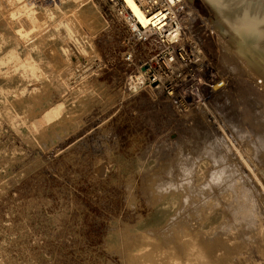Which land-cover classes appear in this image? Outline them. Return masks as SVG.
Wrapping results in <instances>:
<instances>
[{"label":"rangeland","instance_id":"obj_1","mask_svg":"<svg viewBox=\"0 0 264 264\" xmlns=\"http://www.w3.org/2000/svg\"><path fill=\"white\" fill-rule=\"evenodd\" d=\"M93 1L105 29L83 51L68 26L57 27L69 60H47L53 73L47 83L30 82V109L47 94L57 99L87 85L101 91L82 92L75 124L53 140L33 144L0 122V136L8 137L1 142L22 153L0 166V263L140 264L124 248V232L140 243L162 241L158 230L170 223L168 231L195 233L214 264H264V128L243 60L202 0H184L180 32L170 40L122 34L107 0ZM210 141L226 147L234 175L227 189L196 174L204 160L207 170L213 166L203 148ZM169 193L181 200L168 221L144 223ZM215 209L224 216L216 222L229 229L223 237H231L218 247L222 236L204 231L214 223L201 227L202 211L210 217ZM110 230L121 234L115 244Z\"/></svg>","mask_w":264,"mask_h":264},{"label":"bare ground","instance_id":"obj_2","mask_svg":"<svg viewBox=\"0 0 264 264\" xmlns=\"http://www.w3.org/2000/svg\"><path fill=\"white\" fill-rule=\"evenodd\" d=\"M126 3L142 24L146 25L153 21L154 16L148 17L135 0H126ZM15 9L17 10L16 12ZM100 12L96 2L93 0H0L1 123L6 122L16 126L14 129L16 128V131L21 137L26 138L27 141L33 144L40 140V142L53 140L61 135L63 132L62 129H64L65 126L72 127L75 124L76 118H78L76 114L78 110L83 107V100L86 97L82 92L88 90L91 94L98 93L101 91L99 85H87L81 91H70L57 99L55 97L53 98L51 94L44 95L40 105L30 109L32 104H34L32 96L35 94L33 91H29L31 88L30 82H33V84H36L35 82L47 83L53 73L54 68H52V64L55 57L58 58V60L59 58L60 60L62 59V62L69 60L67 49L62 46L65 37H62L57 27L61 24H65L68 26L67 32H69V35L71 33V35L77 37L78 46L81 50L85 51L86 49H91L93 47L94 37L101 33L107 24V20ZM7 14H10L11 17ZM29 22H33V25L31 24L32 26L30 25L29 27H32L31 30L28 29L30 31L24 29L25 26H27L25 24ZM156 24L157 23H154V25ZM10 25L12 29L9 30L10 28H8V30H6L5 28L8 26L10 27ZM168 40H170V38ZM47 45L50 46L48 50L50 49L49 51L52 52L50 53L51 55L48 51L46 53L44 49ZM55 50H58L60 55H56L55 52L57 53V51ZM73 50L78 53L76 47L75 49L73 48ZM26 55V58H33L36 61L33 60L34 62H29V58L25 60ZM51 56L52 58L54 56V58L53 61H49V63L47 60ZM57 63L59 62H56V64ZM166 63H168V61H166ZM29 65H31L32 69L28 67ZM64 69H67V67ZM56 71L57 69L54 73ZM216 85L215 83L214 86ZM31 92L33 95H31ZM255 114L257 115V113ZM255 121L256 118L251 119L252 123ZM2 139L6 140L8 137L0 136V166L4 162H7V160L22 156V153L17 149L11 150L6 147V145L1 142ZM218 145L219 144H216V142L210 141V143L203 146L208 152V155L212 157L214 163L213 166L207 170L208 161H202L196 168V174L198 178L206 175L208 176V184H206V186L212 185L227 189L229 186H233L232 176L234 175L231 174L229 163L226 161V158H224V156H226L224 152L226 147L223 148ZM246 146L249 147V144H246ZM186 160L187 162H185V164L191 161L189 157H187ZM136 166L138 169L140 164H136ZM257 179L258 182L261 181L259 178ZM2 187L3 186L0 185V189ZM262 187H264L263 184ZM180 200V193H169L163 196L160 202L156 204L154 213L146 219L144 223L159 225L168 221L170 214L179 206ZM243 216V220L249 221L250 215ZM207 217L206 210L202 211L201 227L202 229H206L214 223L210 230L204 231H208L206 235L214 234L215 232V235L219 237L220 235L222 236L220 239L221 242L218 240L216 246H221L223 241L231 239L228 235L227 237H223L224 234L229 233V229H222L225 225V220L223 222H216L224 217L219 210L215 209L210 213V217ZM112 229L114 228L112 227ZM169 229L170 223L162 230H158L159 234L161 232L162 241H154L152 239L148 241L146 239L148 241H145L146 243H140L138 239H140L141 236L139 238L135 233L124 232L127 236L126 240H128L127 245L125 243L124 246L127 250H124H126L127 253H134L132 259L134 258L136 261L139 258L141 260L140 264H214L209 257L207 246L204 245L203 241L197 240L195 233L188 230L184 233L176 234L172 230L168 231ZM116 230H110L112 232L110 237H108L111 243L114 244L121 235L119 232H116ZM248 230L250 231L252 228H248ZM258 232L260 235L264 236V224L259 228ZM181 242H183V245H179ZM121 249V247L118 248L119 251H121ZM118 250L115 249V252L119 253ZM121 252L119 253L120 255L122 254ZM127 253L125 252V254ZM135 253L138 256H135ZM129 255L128 257H131ZM123 257L122 255V258ZM135 257L138 258L135 259ZM125 259H127V257ZM138 260L136 262H139ZM126 261L129 260L127 259Z\"/></svg>","mask_w":264,"mask_h":264},{"label":"water","instance_id":"obj_3","mask_svg":"<svg viewBox=\"0 0 264 264\" xmlns=\"http://www.w3.org/2000/svg\"><path fill=\"white\" fill-rule=\"evenodd\" d=\"M243 60L264 128V0H202Z\"/></svg>","mask_w":264,"mask_h":264},{"label":"built area","instance_id":"obj_4","mask_svg":"<svg viewBox=\"0 0 264 264\" xmlns=\"http://www.w3.org/2000/svg\"><path fill=\"white\" fill-rule=\"evenodd\" d=\"M148 17H153L149 24H142L134 15L126 0H107L111 12L118 20L120 32L142 40L147 34H161L173 38L180 32L179 16L184 14V0H135ZM154 23H157L154 25Z\"/></svg>","mask_w":264,"mask_h":264}]
</instances>
